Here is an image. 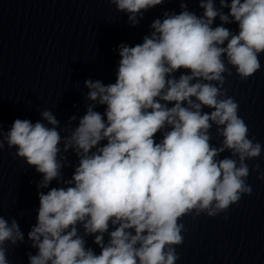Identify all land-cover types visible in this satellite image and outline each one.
<instances>
[{"label": "clouds", "instance_id": "clouds-1", "mask_svg": "<svg viewBox=\"0 0 264 264\" xmlns=\"http://www.w3.org/2000/svg\"><path fill=\"white\" fill-rule=\"evenodd\" d=\"M165 2L109 0L132 27ZM188 2L180 0L179 13L164 10L141 43L113 50L114 83L84 81L82 116L62 127L44 109L35 123L0 127V150L15 149L42 177L29 264H177L185 217L227 213L252 195L250 172L264 180L259 163H247L264 146L250 138L225 87L233 69L247 81L262 68L264 0H196L199 14ZM24 240L17 219L0 215V264H10L9 246Z\"/></svg>", "mask_w": 264, "mask_h": 264}]
</instances>
